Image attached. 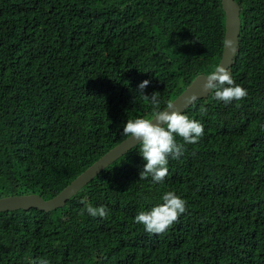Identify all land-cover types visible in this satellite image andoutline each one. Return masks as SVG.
Returning a JSON list of instances; mask_svg holds the SVG:
<instances>
[{"label": "trees", "instance_id": "16d2710c", "mask_svg": "<svg viewBox=\"0 0 264 264\" xmlns=\"http://www.w3.org/2000/svg\"><path fill=\"white\" fill-rule=\"evenodd\" d=\"M238 1L248 95L182 111L204 135L163 182L140 179L137 144L62 207L0 211V264H264V0ZM225 34L222 0H0V197L58 194L152 114L143 94L164 109L219 64ZM167 191L186 212L149 234L134 218Z\"/></svg>", "mask_w": 264, "mask_h": 264}, {"label": "clouds", "instance_id": "9594fccd", "mask_svg": "<svg viewBox=\"0 0 264 264\" xmlns=\"http://www.w3.org/2000/svg\"><path fill=\"white\" fill-rule=\"evenodd\" d=\"M225 43H231L226 41ZM149 80H144L139 88L143 90L149 85ZM214 93L213 99L230 103L233 100H242L248 95L243 86L236 84L231 72L223 64H217L205 77L201 91ZM144 95L145 100H150L153 111L150 116L128 119L123 128L125 136L138 141L139 153L146 161L140 179L151 176L154 182H163L168 174L169 157L178 159L185 151V144H196L204 135V125L190 118L183 112L175 109L169 101L166 109L160 108L159 92H154L150 97ZM198 95H193L190 100L194 102ZM200 111L206 114L207 109L201 105ZM182 138L183 143L177 141ZM163 203L153 207L150 211H141L134 220L142 224L149 234H162L179 217L186 212V200L173 191H167L162 196ZM87 213L92 217L104 218L108 210L104 206L94 207L86 205ZM83 214V210L82 213ZM40 264H48L47 260H41Z\"/></svg>", "mask_w": 264, "mask_h": 264}, {"label": "water", "instance_id": "95a60500", "mask_svg": "<svg viewBox=\"0 0 264 264\" xmlns=\"http://www.w3.org/2000/svg\"><path fill=\"white\" fill-rule=\"evenodd\" d=\"M223 9L226 11V34L222 58L219 64L225 65L228 70L233 64L241 34V4L238 0H222ZM206 73L197 75L194 80L182 91L173 101L175 109L185 110L193 102L190 98L195 94L198 97L210 95L208 92H202L201 88L205 82ZM167 106L164 108L166 109ZM138 141L128 136L105 152L98 160L92 163L87 169L80 173L70 184L62 189L58 194L51 198H45L40 193L10 194L0 197V211H10L16 209H30L38 207L45 210H53L67 204L68 200L79 193L86 185L100 174L108 165L125 154L128 150L136 146Z\"/></svg>", "mask_w": 264, "mask_h": 264}]
</instances>
